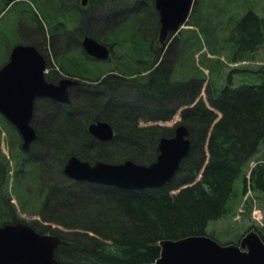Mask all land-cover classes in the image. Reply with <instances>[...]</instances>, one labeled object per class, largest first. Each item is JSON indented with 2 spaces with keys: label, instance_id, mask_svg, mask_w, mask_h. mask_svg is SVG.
I'll return each instance as SVG.
<instances>
[{
  "label": "trees",
  "instance_id": "16d2710c",
  "mask_svg": "<svg viewBox=\"0 0 264 264\" xmlns=\"http://www.w3.org/2000/svg\"><path fill=\"white\" fill-rule=\"evenodd\" d=\"M64 1L68 3L62 5ZM97 1L92 0V5ZM148 2L153 5V0ZM45 3L50 11L56 6L72 10L70 5L76 4L74 0H45ZM23 7L17 6L20 10ZM132 8L133 14L122 16L123 21L118 24L116 21L117 25L108 31L110 38L119 36L131 49V59H124L127 67L123 66L128 70L127 79L112 82L103 78L97 82V67L88 69L81 59V64H75L79 69L76 74L96 77L92 79L95 83L73 87L70 105L40 100L46 103L48 113L53 111L49 120L57 121L37 128L34 115L32 123L37 136L29 154L20 149L16 131L0 118V133L6 130L11 160L10 165L0 147V220L5 216L12 221L23 220L13 215L12 204L11 208L7 205L11 190L27 213L31 211L22 206L30 199L37 200L38 214L45 209L54 215L57 207L61 211L65 208L67 216L61 218V224L69 232L58 229L52 232L64 240L54 250L56 264H146L159 255L160 240L204 234L209 221L230 213L228 200L236 178L241 177L244 183L245 167L250 159L261 150L264 154V64H239L227 71L221 67L228 62L251 59L257 47L264 44V0H195L186 22L193 29L181 30L184 36L170 44L167 53L147 75L134 74L131 65L136 66V58L148 50L151 42L141 36L145 30L144 17L154 13L157 27L158 15L154 5ZM12 14L28 17L15 11ZM114 14L109 21L115 18ZM50 18H54L52 13ZM139 39L146 41L142 51L136 47ZM203 47L198 65L195 54ZM223 50L228 52L225 61L219 57ZM181 53L185 54L183 61L179 57ZM59 65L64 66L60 61ZM106 80L108 84L104 83ZM205 81L206 101L200 96ZM76 95L82 104L77 103ZM182 106L186 107L180 111L179 122L187 126L191 146L164 185L124 189L74 181L64 175L62 166L70 154L90 161L151 162L157 154L159 137L172 134L174 126L145 121L169 119ZM54 107L58 112L51 110ZM80 112L83 115L79 117ZM96 119L112 125V139L99 141L89 134L87 124ZM116 139L123 141L120 147L110 145ZM41 152L46 155L41 157ZM49 155L53 169L65 184L57 185L50 176L43 177L39 164L43 165ZM8 168L12 170L10 181ZM249 185L253 191L264 193V162L257 161L251 167ZM244 188L245 185L243 191ZM27 222L36 231L47 232L46 225L36 219ZM256 229L264 241L262 227Z\"/></svg>",
  "mask_w": 264,
  "mask_h": 264
},
{
  "label": "water",
  "instance_id": "95a60500",
  "mask_svg": "<svg viewBox=\"0 0 264 264\" xmlns=\"http://www.w3.org/2000/svg\"><path fill=\"white\" fill-rule=\"evenodd\" d=\"M192 4L193 0H154L161 40L169 31L178 30ZM82 45L97 59L108 57V47L92 36H86ZM44 68L45 59L36 47L21 43L11 48L8 61L0 67V113L17 128L25 151L36 137L30 123L33 99L50 97L70 103L68 86L75 83L67 77L58 83L48 82L44 79ZM87 130L100 141L113 136V128L105 120L90 122ZM190 145L188 128L180 123L172 135L158 139L157 155L148 164L129 159L90 162L69 155L63 172L76 181L125 189L157 188L174 175ZM62 242L58 235L38 232L24 221L5 222L0 225V264H56L54 250ZM146 264H264V241L253 229L246 231L238 243L222 244L206 234L165 238L159 241V255Z\"/></svg>",
  "mask_w": 264,
  "mask_h": 264
},
{
  "label": "rangeland",
  "instance_id": "374dc122",
  "mask_svg": "<svg viewBox=\"0 0 264 264\" xmlns=\"http://www.w3.org/2000/svg\"><path fill=\"white\" fill-rule=\"evenodd\" d=\"M204 1V0H203ZM32 4H35L38 9L43 13V19L45 22H50L51 18L50 15L53 11H50L49 5L47 3H45V0H31ZM99 5L97 7V9L90 13V15L88 16L87 19H90V26L93 25V30H96L95 28H98L99 30L103 29L105 27V21H107L111 15H113L114 13V17L115 19H119L116 18V16H119L120 14L122 16H126L129 14H133L134 13V8L133 5H137L138 8L141 7V9H144V7H147L150 5V7L152 8L153 5L151 2H148V0H99ZM200 2L198 3L197 9L199 10V6H200ZM62 3H68V1H64L61 2ZM129 4V5H127ZM141 5V6H140ZM204 7V2L202 3L201 8ZM54 11L56 14H60V7L56 6L54 8ZM69 11H71L68 7H65L63 9V13L65 12V14L63 15H67L69 13ZM196 11V10H194ZM12 14V13H11ZM11 14L8 11L6 14H3L2 16H0V63L3 62V60H5V52H6V44L11 42V39L9 37V35H5L3 34V27H5L10 21L9 19H11ZM61 15V16H63ZM242 15V13H241ZM241 15L239 16V18L241 17ZM91 16V17H90ZM63 18V17H62ZM65 19V17H64ZM94 21V23H93ZM109 21V20H108ZM187 22V20H186ZM184 23L183 26L180 28V31L176 34V36L173 38L172 42L175 41L177 42L179 40V37H183V35H181V30L185 29H193V26L187 23ZM115 22H109V26L115 25ZM142 25L145 27L144 30V34L147 35L148 37H152L154 34H158L157 27L155 24V14L154 13H149L146 14V16L144 17V21L142 22ZM32 39V38H31ZM26 40H29V38L27 37ZM157 36L155 37V41L154 44H157ZM47 43H44V52L45 54L49 55L48 52V48H47ZM138 44L136 45V47H138L141 51L143 50V41L141 39L138 40ZM62 45V43H60V46ZM124 44H121L118 47L119 49V53H121V48L123 49ZM176 45V44H175ZM211 49V46H208ZM62 48V47H60ZM204 49H201L200 51H198V53L195 54V61L198 65L199 61H198V55L200 52H202ZM228 52L226 50H223V54L221 53L219 57H221L220 59L222 60V57L224 58L226 56ZM208 54V53H207ZM184 55L183 53L179 54V57H181V60L183 61L184 59ZM210 55V54H208ZM138 56H143V55H138ZM57 61H60L64 66L62 67V69L66 72H70V73H76L78 72V67L77 65L81 64L78 63L77 61L72 63V58H65L64 57H57L56 58ZM170 60V59H169ZM185 61H186V57H185ZM248 62H246L245 64L247 65H251V66H258L261 64H264V44L257 47V49L255 50V52L252 55V58L247 60ZM52 60L49 59V63H51ZM84 63V62H83ZM116 64H119V62H116ZM114 63V64H115ZM233 63V62H230ZM66 64H69V66H66ZM77 64V65H75ZM88 64L84 65V67H86ZM235 64H222L221 67L224 71H227L229 69L230 66H233ZM93 66H96L95 64H93ZM125 67H127V65L125 64ZM220 67V68H221ZM87 68V67H86ZM202 68L204 71L207 72V70L203 67ZM206 81L202 84V88H201V92H200V96L206 101L207 98V92H206ZM76 101L77 103L80 105L82 104L81 102L82 99H80V97H78L76 95ZM39 103V108L38 111L36 113L37 118L35 119L34 124L36 125V127L38 128L41 124H45L47 125L48 123L50 124L51 122H55L57 120H49L50 119V115L52 114L51 112L48 113V110H46V106H45V102H38ZM53 106V105H52ZM51 110H55L57 111V109L51 108ZM82 110V109H81ZM58 112V111H57ZM83 113H79V117L82 116ZM78 117V118H79ZM49 120V121H48ZM180 120V113H179V109L176 110V112L171 116V118L166 119V120H161L159 121L160 124L162 125H166V126H173L174 124H176L177 122H179ZM46 121V122H45ZM48 121V122H47ZM141 123L143 120H140ZM139 121V123H140ZM45 122V123H44ZM146 123H154L155 121H145ZM144 122V123H145ZM1 124V123H0ZM5 133V132H4ZM11 136V140H13L12 135ZM50 137V135H48ZM112 139V138H111ZM125 139V138H124ZM108 141V140H106ZM121 143H123V141L121 140H115L113 142L110 143V145L117 146L120 147ZM8 144L6 142V133L4 135V138L0 140V147L1 150L6 154V156H9V152L7 150ZM36 147H33V151L31 153L34 152V149ZM39 150V149H38ZM46 152V150H45ZM28 153V152H27ZM30 153V152H29ZM28 153V154H29ZM46 153L41 152L40 156H45ZM28 157H31V155H28ZM45 163L43 165L39 164L40 170L42 172L43 177H47L50 176L55 183H57V185H63L65 184V181L63 180V177L61 175H59L54 169H53V160L51 159V156L49 155L48 157H45ZM9 160V164L11 165V160L10 158H8ZM51 160V161H50ZM264 162V154L262 152L257 153L256 155H254V157H252L250 159V161L248 162V165L245 167V177L246 180L243 183L242 178L238 177L236 178L234 185H233V193L231 195V197L228 200V205L230 207V213L228 215H225L223 217H220L218 219L209 221L206 225L205 228V233L211 234V236L215 237L219 242H227V241H235V239L237 238L238 235L243 234L246 230H248V228H253L254 230L257 231L256 227H262V233L264 234V193L261 192H257V191H253L250 188L249 185V169L256 163V162ZM7 164V163H6ZM6 164L3 165V167H6ZM11 169L8 168V174H9V181L11 180ZM8 182H6L5 184H7ZM245 185L244 191L242 190L243 186ZM11 184L8 185V188H10ZM8 196L10 198V200H8V206L11 208V204L13 205V215L18 217V218H23V220L26 221H31L32 219H36L37 221L41 222L42 224L46 225V233H52L54 231V229H58L60 231H67L69 232L67 228H65L63 226V224H61V222L63 221V217L66 215L67 216V212L65 211V208H63L64 210L61 211L59 209H61L60 207L56 208V212L54 213V215L48 213L47 210L43 209L40 210V212L42 211V214H38L35 210L37 203V200L35 199H30L29 201H27L25 204H23L22 208L24 209H29L31 211V213H27L24 210L21 209V206L19 205V203L17 202V200L15 199L14 195H13V191L11 190L8 193ZM58 200V198H57ZM10 203V204H9ZM58 204H60L57 201ZM59 213H58V212ZM61 211V212H60ZM63 213V214H62ZM50 214V215H49ZM62 214V215H61ZM11 215V216H13ZM48 219V220H44ZM62 218V219H61ZM58 220V221H57ZM7 221H12V220H8L7 217H2L0 220V225L4 222ZM252 225L256 226V227H252ZM249 228V229H250Z\"/></svg>",
  "mask_w": 264,
  "mask_h": 264
},
{
  "label": "flooded vegetation",
  "instance_id": "af4514ba",
  "mask_svg": "<svg viewBox=\"0 0 264 264\" xmlns=\"http://www.w3.org/2000/svg\"><path fill=\"white\" fill-rule=\"evenodd\" d=\"M30 1L31 0H13L11 2H8L7 0H0V8L4 10V14H6L8 11L10 12V14L12 11H15L18 13H25L28 16L27 18H25L23 17V14H21L22 17H13V14H11V19H9L10 22L5 27H3V34L9 35L11 39V42L9 44H6L5 60H3V63L8 59L13 45L17 43L33 44L45 59L46 73L44 74V79L46 81L58 83V81L64 77L70 78L71 80L75 81L74 84L68 86L70 103H62L58 100L48 97H35L33 99L31 124L33 127H35L32 123L34 115L36 114L35 109L39 106L38 102H41L40 100H42L43 98L53 100L54 102L61 105H70L71 91L73 87H80L83 85L95 83L94 81H92V79L96 77L97 79H99L97 80V82H99L100 79L103 78H110L112 79V82H115V80L123 81L127 79V77H129V74L127 72L128 70L124 69L123 66L125 64L124 59L127 61L131 59L129 57V51L131 49L130 47H126L127 44H124L122 46L123 49L121 48L122 52L119 53V49L117 46L123 44L122 40L119 38V36H116V38L118 37L117 39H114L115 37H109L108 31H110V29L114 26H109V22L111 23L117 21V24L121 23L123 21L121 14L119 16H116V18L119 19L114 18L111 21H105V27L101 30H99L98 28H95L96 30H93L94 24H92V26L89 25L90 19L87 18L90 13L94 12L98 6L101 7L98 1L92 5V0H74V3L76 2V4L70 5L72 10L69 12L67 18H62L61 14L63 13V10L60 11V14H56L55 11H53L52 14L54 18L51 19V21L48 23L44 21L43 13L35 4H31L30 6L25 7L24 3H31ZM63 4L64 3H62V5ZM18 5H23V9H18ZM25 9H28V13L25 12ZM159 27L160 23H158L157 28L158 34H154L153 37H148L144 33L141 34L143 39H150L151 42L148 43V50H145L146 52L142 54L143 56L136 58V66L131 65L132 70L136 71L134 74L147 75L151 73L157 66L156 62L158 61L159 57H163L167 49L170 47L173 38L180 31H177L176 33H171L169 31L161 40L159 38ZM86 36H92L95 40L108 47L109 55L106 59H97L87 53L82 45V41ZM156 36L158 40H156L157 44H154ZM27 37L29 38V40H26ZM44 43H47L46 45L49 49V55L48 53L46 55L43 50ZM60 43H62L61 46ZM124 56L127 57L125 58ZM57 57H64V59L72 58V62H75L76 60L78 63H81L82 59V61L85 63L84 65L88 64L86 66L88 69H90L93 64H95L99 74L97 73L98 75L96 77H92L91 75H89V77H85L76 73L66 72L62 69L61 65H59V61H56ZM49 59L52 60L51 63H49ZM115 61L119 62V64H116ZM143 67L147 68L143 69ZM104 83L108 84V81L106 80ZM58 106L59 105L55 107Z\"/></svg>",
  "mask_w": 264,
  "mask_h": 264
},
{
  "label": "bare ground",
  "instance_id": "6f19581e",
  "mask_svg": "<svg viewBox=\"0 0 264 264\" xmlns=\"http://www.w3.org/2000/svg\"><path fill=\"white\" fill-rule=\"evenodd\" d=\"M156 9V8H155ZM157 11V10H156ZM186 22V20H183L181 24L179 25V29L183 26V24ZM171 179V178H170ZM166 239H172V238H166Z\"/></svg>",
  "mask_w": 264,
  "mask_h": 264
}]
</instances>
